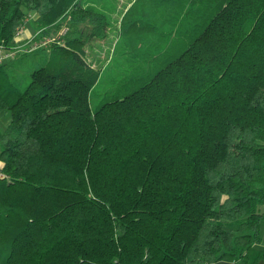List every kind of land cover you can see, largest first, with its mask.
Segmentation results:
<instances>
[{"label": "trees", "instance_id": "1", "mask_svg": "<svg viewBox=\"0 0 264 264\" xmlns=\"http://www.w3.org/2000/svg\"><path fill=\"white\" fill-rule=\"evenodd\" d=\"M129 2L115 48L147 72L91 107L75 27L103 13L0 0V264H264V0Z\"/></svg>", "mask_w": 264, "mask_h": 264}, {"label": "rangeland", "instance_id": "2", "mask_svg": "<svg viewBox=\"0 0 264 264\" xmlns=\"http://www.w3.org/2000/svg\"><path fill=\"white\" fill-rule=\"evenodd\" d=\"M83 3L94 5L100 12L103 13V21L101 25L98 24V21L92 24L88 21L79 22L76 25V30L80 31L81 37L84 38L86 45L84 46V49H86V53L88 55V59L93 61L94 65H104L103 69L100 70L99 78L97 82L92 86V88L89 90V97H90V106L94 107L100 99H102L104 96H107L111 90L115 88V86L118 84L119 81H126L131 76H134L135 72H138L141 68L143 69V72L146 74L145 70L148 68V65L141 62V63H132L128 60H131V58L128 57L127 59H123L118 57V52L122 49V47H116L117 43L120 41L123 42L122 37H118V31L120 29V23L121 18L123 16V13H119L122 10V6L128 1V0H81ZM33 17V14L31 13L29 16H26L21 25L22 29L20 32L21 37L23 36H29L34 31V27L32 26L31 18ZM31 26V27H26ZM65 26V25H64ZM60 28V27H59ZM65 28L62 32L65 33ZM57 29L55 32L50 33V36L57 37L58 31ZM95 32L96 34L93 35L92 32ZM77 32V31H76ZM62 34V33H61ZM59 34V35H61ZM58 35V37H59ZM116 39L117 42H116ZM124 45L123 49L124 50ZM113 49L112 53L111 50ZM121 50V51H122ZM46 50L40 49L37 51H31L26 52L24 55H22V58L20 61H29L27 65L29 67L23 68L22 62H20L17 66L18 68H21L22 71H28L29 68L32 66H35L39 64V62L42 60L41 58L45 54ZM112 55V56H111ZM17 54L13 53L11 55L5 56L1 62L9 63L14 60H16ZM116 58V59H115ZM18 61V60H17ZM16 61V62H17ZM109 61V62H107ZM137 61V60H136ZM107 62V63H106ZM7 117H3L0 120V128L6 123Z\"/></svg>", "mask_w": 264, "mask_h": 264}, {"label": "built area", "instance_id": "3", "mask_svg": "<svg viewBox=\"0 0 264 264\" xmlns=\"http://www.w3.org/2000/svg\"><path fill=\"white\" fill-rule=\"evenodd\" d=\"M63 27H65L64 24H62L61 27L59 28V30L57 31L58 35L63 33L62 31L65 29ZM20 32H21V28H18L15 31L14 40L21 38ZM58 35L56 38L54 36L48 35V36H44L38 40H34L27 47H25L22 51H31V50L37 49L39 47H46L50 42L57 40ZM19 50H21V49L20 48L19 49H9V48L0 47V62L2 61V59L5 56L11 55L13 53H18Z\"/></svg>", "mask_w": 264, "mask_h": 264}, {"label": "crops", "instance_id": "4", "mask_svg": "<svg viewBox=\"0 0 264 264\" xmlns=\"http://www.w3.org/2000/svg\"><path fill=\"white\" fill-rule=\"evenodd\" d=\"M130 4L129 0L122 6V10L119 13H124V10L126 9V6H128ZM26 27H31V26H26ZM206 264H232L230 261H225V260H217V261H213V262H209ZM257 264H263L261 262H258Z\"/></svg>", "mask_w": 264, "mask_h": 264}]
</instances>
